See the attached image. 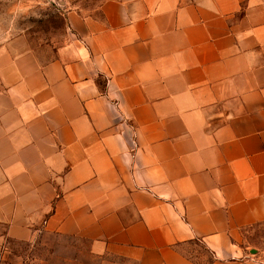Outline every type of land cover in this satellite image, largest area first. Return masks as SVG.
<instances>
[{"label": "crops", "instance_id": "obj_1", "mask_svg": "<svg viewBox=\"0 0 264 264\" xmlns=\"http://www.w3.org/2000/svg\"><path fill=\"white\" fill-rule=\"evenodd\" d=\"M58 1L64 43L0 45V264H264V0Z\"/></svg>", "mask_w": 264, "mask_h": 264}, {"label": "rangeland", "instance_id": "obj_2", "mask_svg": "<svg viewBox=\"0 0 264 264\" xmlns=\"http://www.w3.org/2000/svg\"><path fill=\"white\" fill-rule=\"evenodd\" d=\"M88 9L95 8L101 0H79ZM58 0H0V45L24 40L34 47L50 44L53 48L60 46L67 37L66 17ZM253 253L255 248L264 250V224L254 228L249 238ZM196 243V244H195ZM191 247L192 255H208V249L196 241ZM10 245L17 250V255L26 258L24 264L64 263L69 258L70 264L93 262L88 257L86 245H81L71 238H41L34 247L12 241ZM29 258V260H28ZM10 259H8V263Z\"/></svg>", "mask_w": 264, "mask_h": 264}]
</instances>
